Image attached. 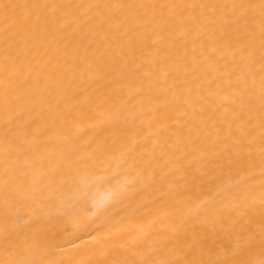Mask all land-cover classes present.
<instances>
[{
    "label": "bare ground",
    "instance_id": "obj_1",
    "mask_svg": "<svg viewBox=\"0 0 264 264\" xmlns=\"http://www.w3.org/2000/svg\"><path fill=\"white\" fill-rule=\"evenodd\" d=\"M259 4L0 0V264L208 260L259 237ZM37 218L59 234L33 242Z\"/></svg>",
    "mask_w": 264,
    "mask_h": 264
},
{
    "label": "snow or ice",
    "instance_id": "obj_2",
    "mask_svg": "<svg viewBox=\"0 0 264 264\" xmlns=\"http://www.w3.org/2000/svg\"><path fill=\"white\" fill-rule=\"evenodd\" d=\"M3 10L5 13L8 12V9L12 7V5L4 4L2 5ZM234 9L240 8L241 10L244 9H250L253 8L254 5H232ZM260 9V17H261V39L264 40V0H260L259 4ZM242 16L247 21L249 20V17L242 12ZM262 111H264V104H262ZM261 127L264 128V121H262ZM25 135H31V133H25ZM264 139V137H262ZM14 182L9 179L5 182L4 188H3V198L5 202L9 201H16L17 198V192L14 187H12V184ZM177 197L184 196V192L177 191L175 193ZM71 210H68L66 215H70ZM7 220V215H5V221ZM59 224V221H57L56 224H53L49 226L48 223H42L39 218L34 220L32 222V240L33 242H36L40 239H54L58 234L57 225ZM257 242L259 245L260 254L262 257H264V226H262L261 231L259 233V237L254 233L248 232V233H234L229 234V237L227 238V242L222 243L219 245V252H217L215 249L209 250V255L213 256L215 258H210L208 260H167L162 261L160 264H264V259H261L259 262L252 259V256L254 255ZM24 244L28 243V239L25 238ZM181 243L179 236H177L176 239V245L179 246ZM203 251V249H201ZM20 264H28V262L22 261ZM32 264H35V262H32ZM106 264H129L128 261H120L118 259L113 258L110 261H107ZM131 264H138V262L133 261ZM141 264H157L155 261H143Z\"/></svg>",
    "mask_w": 264,
    "mask_h": 264
}]
</instances>
